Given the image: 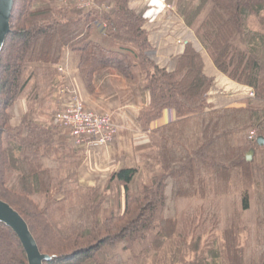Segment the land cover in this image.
I'll return each instance as SVG.
<instances>
[{"label":"trees","instance_id":"1","mask_svg":"<svg viewBox=\"0 0 264 264\" xmlns=\"http://www.w3.org/2000/svg\"><path fill=\"white\" fill-rule=\"evenodd\" d=\"M109 1L110 14L59 0H14L0 56V200L25 220L50 257L44 264H143L166 245L171 264L185 251L196 257L184 264H264V145L257 143L264 138V0H178L176 11L197 41L185 45L173 69L150 56L146 20L130 0ZM96 21L111 43L94 38ZM202 50L255 96L241 107L210 103L215 78L205 73ZM66 51L79 59L88 88L97 75L113 71L134 81V69L141 70L151 104L138 122L153 146L144 168L162 170L142 189H132L134 168L112 174L103 190L61 178L62 170L77 171L82 153L56 122L60 109L52 120L46 114L61 94L57 65ZM170 110L176 119L151 130ZM115 182L125 190L124 210L100 220ZM152 231L151 249L137 252ZM0 264H29L19 237L1 221Z\"/></svg>","mask_w":264,"mask_h":264},{"label":"crops","instance_id":"2","mask_svg":"<svg viewBox=\"0 0 264 264\" xmlns=\"http://www.w3.org/2000/svg\"><path fill=\"white\" fill-rule=\"evenodd\" d=\"M59 1L65 4L68 0ZM177 2L178 0H130V7L146 20L145 29L153 47L150 56L161 68L173 69L183 53L185 45L197 41L194 33L177 13ZM94 25V38L99 41L108 39L106 25L97 21L94 22ZM179 40H182L183 44H179ZM111 41L113 40H109L110 43ZM114 45V50L118 49ZM201 54L205 64V73L215 78L214 88L210 92V103L216 102V97L211 98L213 94H217L215 89L227 91L229 94L240 90L242 94L234 96L233 100H226L224 103L227 105L224 108L243 106L241 101L245 99L244 92L247 88L222 75L205 50H202ZM64 60L67 61L71 78L86 106L98 113L104 112L111 116L118 129L111 144L82 148V153L79 156L77 180H83L87 187L93 188L102 184L100 181H105L106 184V180L112 174L124 168L138 169L140 177L144 180L142 186L147 185V181L148 183L151 182L156 175L160 176L161 170L159 168L156 169L160 175L155 174L154 170L149 172L144 168V157L151 152L153 146L148 134L141 130L138 122L140 112L151 104L150 92L146 91L143 86L141 70L139 68L134 69L137 76L134 81H127L113 71L97 75L93 80L92 88H88L79 75V59L66 51ZM66 99L67 97L62 95L57 99L58 109L63 108ZM215 107L217 106L215 105ZM175 119L176 113L174 111H165L162 118L151 125V130L169 124ZM114 184H116L118 197L114 209L123 211L125 190L122 185L116 182ZM111 192L110 194H112Z\"/></svg>","mask_w":264,"mask_h":264},{"label":"built area","instance_id":"3","mask_svg":"<svg viewBox=\"0 0 264 264\" xmlns=\"http://www.w3.org/2000/svg\"><path fill=\"white\" fill-rule=\"evenodd\" d=\"M80 12L96 11L99 13H112L114 3L109 0H68ZM183 44L182 40L178 41ZM57 71L61 78V95L67 97L63 108L56 113V122L70 132L75 144L81 148L106 146L111 144L117 134V126L111 116L100 114L86 108L80 94L77 91L66 60L57 65ZM250 97H254V91H250ZM250 141L256 139V133L251 132Z\"/></svg>","mask_w":264,"mask_h":264},{"label":"rangeland","instance_id":"4","mask_svg":"<svg viewBox=\"0 0 264 264\" xmlns=\"http://www.w3.org/2000/svg\"><path fill=\"white\" fill-rule=\"evenodd\" d=\"M237 89H239V88H237ZM215 91L217 92V94H213L214 96L212 95L211 98H215L216 97V100H215L216 102L213 104V105L217 106L216 108H222V107L226 106L227 103H224L226 100H233L234 96L236 97V96H239V95L242 94L240 90L234 91V92H232L230 94L227 91H223V90L215 89ZM250 91L251 90L248 89V88L245 90V92H244V97L245 98L250 97L249 96ZM60 97H61V94L60 95L58 94L56 98L58 99ZM57 101L54 104V106H52V107H54V111L53 112L48 111V113H46V114H48V117H49L50 120L53 119L52 117H53L54 113H56V111L58 110V105H57L58 102ZM238 107H241V106H238ZM26 108H27V106H26V104L24 102L21 105V108H20V109H22L21 112H25ZM158 168H159V170H161L160 169L161 167H158ZM77 171H78V169H77ZM77 171L73 172V170H68V169L62 170L61 171V178L63 180H69V179L70 180H73V179L77 180ZM154 171H155L154 172L155 174H159L160 175V172H157L158 169H156ZM161 174H162V170H161ZM140 176L141 175L138 176L137 180L133 184L132 189L134 191H138V190H140V189H142L144 187V186H142V185H144L143 184L144 180ZM156 176H158V175H156ZM151 177H153V176L151 175ZM77 182H78L79 186L84 187V188H88L87 185H85V182L83 180H80V181L77 180ZM101 182H102V184H100V185L103 186L102 187V190H103L104 187H105V181H100V183ZM149 183H150V181H149ZM149 183L147 181V185ZM110 192L112 194H110ZM116 192H117L116 184H113V188L109 191L108 196L106 197V200H105L103 206L99 210V218H100V220H102L104 218H109V217L112 216V214H121L123 212V211H117V210L114 209V206H116V203L118 202L117 201L118 197H117ZM184 206H186L188 208L187 204L184 205ZM154 233H155L154 231L150 232L149 233V237L147 238V240L142 241L140 243H137L134 246L135 250L137 252H140V251L144 252L145 250H150L151 249L150 246H151V242H152V236L154 235ZM164 247L165 248H163L160 253H156V252H151L150 251L147 255L143 256V260H144L143 264H171V262H172V253H170L171 252L170 246L166 245ZM178 255H179V259L181 257H182L181 260L184 259V262L182 263L181 260H179L177 264H184L185 262L192 263L195 260V257H196L195 253L194 254L193 253H188L187 251H185L183 253V256L181 254H178Z\"/></svg>","mask_w":264,"mask_h":264},{"label":"water","instance_id":"5","mask_svg":"<svg viewBox=\"0 0 264 264\" xmlns=\"http://www.w3.org/2000/svg\"><path fill=\"white\" fill-rule=\"evenodd\" d=\"M14 8V0H0V56L1 51L10 32V20ZM258 145H264V138L257 140ZM254 151H250L246 158L252 161ZM0 221L9 226L19 237L27 254L29 264H44L50 257L42 255L37 243L29 230L25 220L9 204L0 200Z\"/></svg>","mask_w":264,"mask_h":264}]
</instances>
